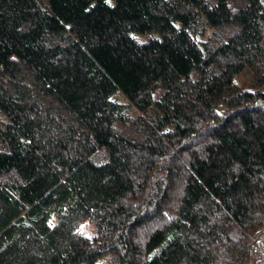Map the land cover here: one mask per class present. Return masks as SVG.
<instances>
[{
	"label": "trees",
	"instance_id": "trees-1",
	"mask_svg": "<svg viewBox=\"0 0 264 264\" xmlns=\"http://www.w3.org/2000/svg\"><path fill=\"white\" fill-rule=\"evenodd\" d=\"M105 258L264 264V0H0V264Z\"/></svg>",
	"mask_w": 264,
	"mask_h": 264
},
{
	"label": "rangeland",
	"instance_id": "rangeland-1",
	"mask_svg": "<svg viewBox=\"0 0 264 264\" xmlns=\"http://www.w3.org/2000/svg\"><path fill=\"white\" fill-rule=\"evenodd\" d=\"M152 34H153V33L137 34L136 37H137L140 41H145V40H147V38L151 37ZM83 226H84V225H82V226L80 227V229H82ZM85 228H86L87 231H91V230H92L91 225H89L88 223L85 225ZM103 263H104V264H111V261H110L109 259L105 258V259L103 260Z\"/></svg>",
	"mask_w": 264,
	"mask_h": 264
}]
</instances>
